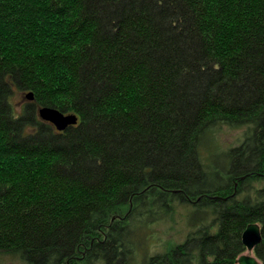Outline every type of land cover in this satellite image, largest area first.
<instances>
[{
	"label": "trees",
	"instance_id": "obj_1",
	"mask_svg": "<svg viewBox=\"0 0 264 264\" xmlns=\"http://www.w3.org/2000/svg\"><path fill=\"white\" fill-rule=\"evenodd\" d=\"M251 222L264 264V0H0V256L237 264Z\"/></svg>",
	"mask_w": 264,
	"mask_h": 264
},
{
	"label": "rangeland",
	"instance_id": "obj_2",
	"mask_svg": "<svg viewBox=\"0 0 264 264\" xmlns=\"http://www.w3.org/2000/svg\"><path fill=\"white\" fill-rule=\"evenodd\" d=\"M27 100L28 99L24 97V95L19 91H16L13 97L11 98L15 110H20L22 106L27 102ZM241 130V128L230 129L225 127V129H223L219 134H217V142L219 143V146L226 147L228 145L235 144L238 140V137L240 136ZM184 213L185 211L183 208H178L175 212L174 218L171 221H166L155 225L154 231L159 237V239L154 238V242L151 246L152 252H154V250L165 249L167 245L174 244L176 241H180L186 236L185 234L188 230V225L185 224ZM242 253L250 256H256V254H254V250L247 251L246 248ZM257 259L260 261L258 257ZM0 264L22 263L17 257L2 253L0 256Z\"/></svg>",
	"mask_w": 264,
	"mask_h": 264
},
{
	"label": "water",
	"instance_id": "obj_3",
	"mask_svg": "<svg viewBox=\"0 0 264 264\" xmlns=\"http://www.w3.org/2000/svg\"><path fill=\"white\" fill-rule=\"evenodd\" d=\"M28 100H32L33 95L31 92L26 93L25 96ZM39 117L45 122H51L57 131L66 129L78 123V117L75 113H65L53 107L39 106L36 110ZM261 240L260 226L256 222H251L242 231L241 243L247 251H253L256 245ZM237 264H261L256 256H250L242 253L236 260Z\"/></svg>",
	"mask_w": 264,
	"mask_h": 264
}]
</instances>
